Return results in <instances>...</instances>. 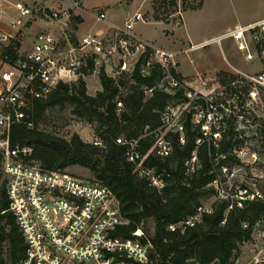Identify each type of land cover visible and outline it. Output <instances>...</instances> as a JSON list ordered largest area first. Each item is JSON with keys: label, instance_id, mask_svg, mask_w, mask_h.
Listing matches in <instances>:
<instances>
[{"label": "built area", "instance_id": "built-area-1", "mask_svg": "<svg viewBox=\"0 0 264 264\" xmlns=\"http://www.w3.org/2000/svg\"><path fill=\"white\" fill-rule=\"evenodd\" d=\"M82 6V0H0V152L10 209L16 215L27 244L26 257L21 264H156L155 242L142 227L133 231L132 238L118 234L127 220L121 213L118 198L108 186L93 178L44 168L34 157L32 146L12 142L13 127L22 122L32 127L33 121L29 118L33 98L47 96L60 81L72 82V77H76L73 80L76 81L85 75L90 58L97 67L101 57L118 60L117 74L109 75L118 79L127 74L131 83H137L133 78L137 68L145 77L160 70L153 83L141 86L144 96L150 98L156 91H164L173 99L163 112L162 124L154 129L146 127L144 135L154 136L149 151L161 157L171 155L173 144L166 135L168 130L179 132L180 141L185 143L183 118L188 115L203 130L204 136L197 139L198 144L210 135L217 140L221 137L223 113L226 114L228 108L216 102L213 94L194 90L187 84L179 69L180 56H189L191 51L206 44L233 38L241 50L245 49L249 60L257 56L261 63L258 72H242V76L250 84L264 86V17L174 51L135 33V25L146 21L141 11L121 24H113L109 34L89 33L78 37L72 23ZM97 19L105 21L106 13L98 12ZM39 20L53 27L34 32ZM30 37V47L23 51ZM7 47L17 50L15 63L10 61L5 51ZM121 92L127 93L128 89L121 88ZM201 98L207 99L206 106L197 103ZM117 106L121 112L122 99ZM116 141L127 146L128 158L134 163L137 174L145 178L149 186L161 190L166 184L164 174L148 163L149 151H143L140 138L120 135ZM93 143L104 146L99 136ZM237 154L240 157V152ZM198 165L195 150L186 161L187 171L194 172ZM236 169L224 166L223 174L211 182L216 192L214 199H227L228 209L243 207L246 200L264 197L258 188L237 182ZM213 210L212 203L200 204L193 214L169 224L168 228L184 233L201 221L204 213ZM254 234L257 235L254 237ZM254 234V239L246 242H255V253L249 264H264V218L256 223Z\"/></svg>", "mask_w": 264, "mask_h": 264}, {"label": "trees", "instance_id": "trees-1", "mask_svg": "<svg viewBox=\"0 0 264 264\" xmlns=\"http://www.w3.org/2000/svg\"><path fill=\"white\" fill-rule=\"evenodd\" d=\"M167 3L177 6L178 0H160L158 11ZM202 5L200 0L185 10ZM156 20H161L159 15ZM80 21V18L76 19V22ZM5 51L15 63L17 50L7 47ZM88 63L84 74L96 69L93 58ZM158 74L160 70L156 69L152 76L145 77L137 68L133 74L137 83H131L127 74L117 79L101 68L102 88L95 95L88 93L87 81L82 76L72 82L60 81L47 96L33 98L29 118L33 126L23 122L16 124L12 142L32 146L34 157L48 170L66 172L74 165L90 169L93 179L108 186L120 202L121 213L127 221L120 226L118 234L132 238L133 231L142 227L155 242L156 264H236L242 245L253 239L256 223L264 218V199L246 200L243 207L228 209L230 202L227 199H214L216 192L211 182L223 174L224 166L231 169L241 163L237 150L242 148L245 140L236 130L232 117L228 118L227 127L222 125L219 139L210 135L198 144L197 139L204 136L203 130L188 115L183 118L185 143L180 141L179 132L168 130L166 135L173 144L171 155L161 157L149 151L154 136L144 135L146 127L149 125L154 129L162 124L163 112L173 99L164 91H156L150 98L144 96L141 86L153 83ZM239 77L246 81L242 75ZM235 79L237 77L233 75L230 83ZM236 87L234 84L230 88ZM121 88H127L128 92H121ZM119 99L124 102L121 112L117 106ZM197 103L206 106L207 99L201 98ZM66 105L71 106L77 116L97 123L96 134L103 138L104 146L85 141L79 134L67 139L39 128L49 108ZM212 130L216 131L214 127ZM120 135L128 139L140 138L143 151H149L148 163L164 174L166 184L161 190L149 186L147 180L137 174L134 163L128 158L127 146L116 141ZM195 150L199 165L189 173L186 161ZM2 166L0 152V264H21L26 257L27 244L16 215L10 209ZM208 197H213V212L204 213L201 221L184 233L169 230V224L193 214ZM145 221L149 223L147 227L143 224ZM245 223H248L247 227Z\"/></svg>", "mask_w": 264, "mask_h": 264}, {"label": "rangeland", "instance_id": "rangeland-1", "mask_svg": "<svg viewBox=\"0 0 264 264\" xmlns=\"http://www.w3.org/2000/svg\"><path fill=\"white\" fill-rule=\"evenodd\" d=\"M96 10L107 8V0H90ZM141 0L134 3L125 0L120 6L124 11L121 21H125L136 12ZM160 0H146L141 4V11L146 21H139L135 25V33L150 42L165 46L168 38L181 41L182 46L201 43L214 38L239 24H246L264 17V0H202L203 5L197 9L185 8L199 3L200 0H178V5L159 7ZM133 3V4H132ZM126 6V7H125ZM131 10L129 16L127 12ZM185 12L184 16L183 13ZM159 15L160 21L156 20ZM122 21V22H123ZM74 20L72 25H76ZM92 23L91 17L86 18L85 25ZM46 23L39 20L37 30H41ZM45 28V27H44ZM23 45V51L30 47V40ZM245 49H240L239 43L233 38L224 39L222 42H212L190 52L180 62L181 76L194 90L205 91L213 94L214 100L223 103L228 108L225 120L221 122L228 126V118L234 117V126L240 131L245 143L240 152L241 163L233 165L236 169L235 180L251 188H258L264 195V86L250 84L243 81L242 72L253 74L260 70L261 63L256 56L249 60ZM183 60V61H182ZM118 60H106L100 57L96 70L90 74L82 75L87 81V91L95 95L101 88L100 71L112 75L118 70ZM2 65L0 63V70ZM116 73V72H115ZM117 74V73H116ZM240 74V75H239ZM237 79L230 83L232 76ZM76 77H72L73 81ZM206 82V83H205ZM234 84L237 85L232 89ZM254 92V93H253ZM219 121H217V125ZM96 122H90L72 112V107L56 106L49 108L46 117L39 124V128L46 132L54 133L63 138L71 139L74 134L88 142H93L97 137ZM240 136V137H241ZM66 172L83 178H93V172L83 166L74 165L66 169ZM264 199V197H263ZM213 197L205 199V203H211ZM144 226H148L146 221ZM257 234H254V237ZM253 237V239H254ZM255 242L244 243L241 247L240 257L236 264H249L255 251Z\"/></svg>", "mask_w": 264, "mask_h": 264}, {"label": "crops", "instance_id": "crops-1", "mask_svg": "<svg viewBox=\"0 0 264 264\" xmlns=\"http://www.w3.org/2000/svg\"><path fill=\"white\" fill-rule=\"evenodd\" d=\"M82 1H83V6L77 12V15L74 18L75 21L77 18L81 19V21L79 23L78 22L76 23L77 27L74 26V29L76 30L78 37H82V36L87 35L89 33H106V34H109L112 31V25L113 24H115V23L121 24V23L125 22L123 20H122L123 22L120 20L121 14L124 13V11H122L120 9V6H122L125 3V0H107L106 1L107 8H102L101 10H96V6L91 5L90 0H82ZM131 1L134 3V1H136V0H131ZM145 2H146V0H141L139 7L141 6V4H144ZM139 7L136 9V12L139 10ZM187 10H185V12ZM98 12H105L106 13V20L105 21H99L97 19ZM126 12H127V16H129L132 11L128 9V11H126ZM185 12L183 13V16H184ZM88 17H91L92 23L89 25H85L86 18H88ZM158 21H160V20H158ZM43 27H45V28L47 27L50 29L53 26L50 24H45V25H43ZM37 29H38L37 27H34L33 31L37 32L38 31ZM181 43H182L181 41H177V40L168 38L165 41V45L167 47L164 46V48L169 49V50H174V51H180V50L188 47L191 44V43L188 44V46H182ZM161 47H163V46H161ZM183 57L186 58V56L184 54H182L180 56V59H182Z\"/></svg>", "mask_w": 264, "mask_h": 264}]
</instances>
